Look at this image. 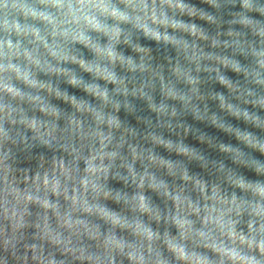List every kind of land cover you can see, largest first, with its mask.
<instances>
[{
  "label": "clouds",
  "instance_id": "9594fccd",
  "mask_svg": "<svg viewBox=\"0 0 264 264\" xmlns=\"http://www.w3.org/2000/svg\"><path fill=\"white\" fill-rule=\"evenodd\" d=\"M0 264H264V0H0Z\"/></svg>",
  "mask_w": 264,
  "mask_h": 264
}]
</instances>
